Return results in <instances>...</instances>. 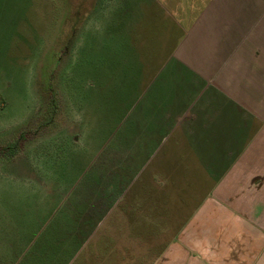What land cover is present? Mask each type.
I'll return each mask as SVG.
<instances>
[{
	"label": "crops",
	"instance_id": "crops-1",
	"mask_svg": "<svg viewBox=\"0 0 264 264\" xmlns=\"http://www.w3.org/2000/svg\"><path fill=\"white\" fill-rule=\"evenodd\" d=\"M114 3L99 94L123 89L129 117L35 228L29 264H71L91 243L159 251L148 264H264V0Z\"/></svg>",
	"mask_w": 264,
	"mask_h": 264
},
{
	"label": "rangeland",
	"instance_id": "rangeland-1",
	"mask_svg": "<svg viewBox=\"0 0 264 264\" xmlns=\"http://www.w3.org/2000/svg\"><path fill=\"white\" fill-rule=\"evenodd\" d=\"M114 2L0 0V264L32 261L35 228L81 193L128 120V93L116 104L99 94L97 37L113 35ZM92 245L71 264H148L159 252Z\"/></svg>",
	"mask_w": 264,
	"mask_h": 264
}]
</instances>
